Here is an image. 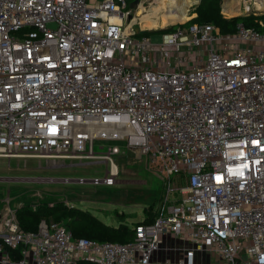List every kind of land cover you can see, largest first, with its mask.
Listing matches in <instances>:
<instances>
[{"label": "built area", "instance_id": "2783aa9c", "mask_svg": "<svg viewBox=\"0 0 264 264\" xmlns=\"http://www.w3.org/2000/svg\"><path fill=\"white\" fill-rule=\"evenodd\" d=\"M132 3L0 0V159L102 164L76 183L111 187L132 152L166 187L126 244L24 232L6 198L0 264H264V23L152 42L126 25Z\"/></svg>", "mask_w": 264, "mask_h": 264}, {"label": "rangeland", "instance_id": "374dc122", "mask_svg": "<svg viewBox=\"0 0 264 264\" xmlns=\"http://www.w3.org/2000/svg\"><path fill=\"white\" fill-rule=\"evenodd\" d=\"M190 2L188 20L196 17L195 11L199 5V0H190ZM160 3L162 0H139L136 7L131 10L126 25L129 26L131 20H135L133 27H137L139 31L150 32L148 35L150 40L158 41L162 33L155 31L162 28L142 30L139 19L151 6ZM229 4L230 0H221L220 14L226 20L244 16L259 18L264 15V0L247 1L245 5L238 1L232 6V10L235 11L234 16H227ZM185 22L187 21L166 27L170 28ZM173 67L171 61V68ZM57 162L43 159L10 161L0 159V201L8 198L14 210L23 206L34 210L39 206L60 203L67 208L86 212L106 226L133 229L137 223L149 216L147 208L154 202L158 206L166 194L165 183L160 176L147 168L142 158L135 159L132 152L114 158L119 169V182L111 187L76 183L79 178L87 180L101 178L105 170L102 164L83 166L78 165L76 160H67L64 161L63 166L60 164L62 161ZM178 197L177 193H173L170 200ZM157 200L160 201L158 204ZM61 224L65 225V222ZM213 258L214 255L211 256L212 261ZM171 259L174 260V256Z\"/></svg>", "mask_w": 264, "mask_h": 264}, {"label": "trees", "instance_id": "16d2710c", "mask_svg": "<svg viewBox=\"0 0 264 264\" xmlns=\"http://www.w3.org/2000/svg\"><path fill=\"white\" fill-rule=\"evenodd\" d=\"M221 0H199L196 8V17L183 23V26L192 24H210L217 28L221 34H233L237 24H242L246 28L260 30L258 22L264 23V15L256 17H239L226 20L220 14ZM175 26L166 28L163 31H155L159 33L170 31ZM144 36L150 35V32H144ZM160 201L157 200V204ZM156 202L150 205L148 209L149 216L143 219V224H151L156 216ZM16 218L19 227L24 232H36L40 222L46 223L53 221L54 223L65 222V228L72 234L73 238H82L95 242H111L118 244L129 243L133 238V230L126 227L113 228L100 223L95 217L86 212H82L75 208H67L63 204L52 206H39L36 209L23 206L16 209ZM139 224V223H137ZM136 224V225H137ZM18 250L13 253V259H19ZM77 264H87L78 262Z\"/></svg>", "mask_w": 264, "mask_h": 264}, {"label": "bare ground", "instance_id": "6f19581e", "mask_svg": "<svg viewBox=\"0 0 264 264\" xmlns=\"http://www.w3.org/2000/svg\"><path fill=\"white\" fill-rule=\"evenodd\" d=\"M236 3H238L237 0H230L229 7H232ZM190 5V0H162V3L151 6L146 11L145 15L139 19L140 28L142 30H153L165 28L174 23L187 21ZM234 15L235 11L228 8L227 16ZM134 22L135 20H131L129 26L133 27L135 25Z\"/></svg>", "mask_w": 264, "mask_h": 264}, {"label": "crops", "instance_id": "0c3cea01", "mask_svg": "<svg viewBox=\"0 0 264 264\" xmlns=\"http://www.w3.org/2000/svg\"><path fill=\"white\" fill-rule=\"evenodd\" d=\"M229 8H231V10H232V7H229ZM148 168V167H147ZM174 256V255H173ZM173 256H169L167 253H164V252H161V253H159V254H157L156 256H155V259H157V260H163V259H166V258H168V259H171ZM176 257H174V259H175ZM171 260H173V259H171Z\"/></svg>", "mask_w": 264, "mask_h": 264}, {"label": "water", "instance_id": "95a60500", "mask_svg": "<svg viewBox=\"0 0 264 264\" xmlns=\"http://www.w3.org/2000/svg\"><path fill=\"white\" fill-rule=\"evenodd\" d=\"M138 3H139V0H135V1L131 4L130 7L134 9ZM189 20H190V19H189ZM189 20H187V21H189ZM164 29H166V28H162V29H160V31H163ZM133 30H134L137 34H139V35L144 33V31H139V30L137 29V27H134Z\"/></svg>", "mask_w": 264, "mask_h": 264}, {"label": "snow or ice", "instance_id": "6c2138e0", "mask_svg": "<svg viewBox=\"0 0 264 264\" xmlns=\"http://www.w3.org/2000/svg\"><path fill=\"white\" fill-rule=\"evenodd\" d=\"M217 179L219 180L220 178L218 177Z\"/></svg>", "mask_w": 264, "mask_h": 264}]
</instances>
